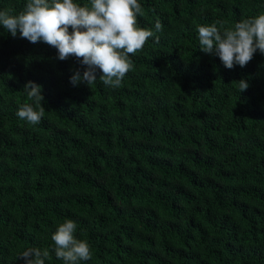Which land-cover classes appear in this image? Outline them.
Instances as JSON below:
<instances>
[{"label": "trees", "instance_id": "obj_1", "mask_svg": "<svg viewBox=\"0 0 264 264\" xmlns=\"http://www.w3.org/2000/svg\"><path fill=\"white\" fill-rule=\"evenodd\" d=\"M138 3L154 36L117 89L74 86L75 57L0 26V264L33 247L63 264L51 235L66 219L91 246L82 264H264V55L227 69L196 31L264 13V0ZM28 81L42 86L37 125L16 116Z\"/></svg>", "mask_w": 264, "mask_h": 264}, {"label": "clouds", "instance_id": "obj_2", "mask_svg": "<svg viewBox=\"0 0 264 264\" xmlns=\"http://www.w3.org/2000/svg\"><path fill=\"white\" fill-rule=\"evenodd\" d=\"M138 15H143L138 0H89L84 5L75 0H26L16 14L12 9L0 10V26L14 38L19 32L20 38L31 43L42 41L56 48L60 60L75 57L84 71L81 74L76 70L70 77L74 86L86 83L90 87L99 79L106 87L117 89L134 68L130 54L142 50L154 36L151 29L138 26ZM155 31H162L159 20ZM196 31L200 50L218 56L227 69L246 66L257 50L264 55V13L228 27L224 21L197 25ZM234 82L239 93L249 87L243 79ZM41 89L33 81L24 85L27 100L16 112L20 120L31 125L40 123L45 113ZM76 231V222L66 219L51 235V252L63 264H82L92 259L91 246L78 239ZM50 258V249L39 247L23 250L17 256L25 264H45Z\"/></svg>", "mask_w": 264, "mask_h": 264}]
</instances>
